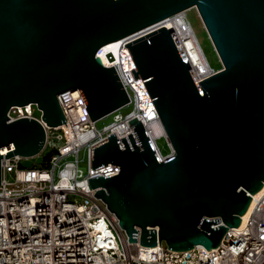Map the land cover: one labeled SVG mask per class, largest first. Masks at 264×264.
<instances>
[{
	"label": "water",
	"instance_id": "95a60500",
	"mask_svg": "<svg viewBox=\"0 0 264 264\" xmlns=\"http://www.w3.org/2000/svg\"><path fill=\"white\" fill-rule=\"evenodd\" d=\"M193 5L222 72L198 83L172 28L124 46L175 156L160 162L137 122L90 148L93 171L120 172L87 182L129 243L136 227L146 247H218L264 187V0H0V162L35 157L45 142L37 121L8 123L11 107L34 104L54 128L66 123L56 96L77 89L92 122L110 115L129 101L98 49Z\"/></svg>",
	"mask_w": 264,
	"mask_h": 264
},
{
	"label": "built area",
	"instance_id": "2783aa9c",
	"mask_svg": "<svg viewBox=\"0 0 264 264\" xmlns=\"http://www.w3.org/2000/svg\"><path fill=\"white\" fill-rule=\"evenodd\" d=\"M130 37L123 38L122 43L132 42ZM114 70L128 97L126 105L131 104L132 110L125 116L117 113L119 109L114 111L112 121L101 130H96L97 121H91L77 89L56 96L66 125L48 127L32 115L34 104L10 108L8 123L19 119L37 121L45 132L42 150L49 147L54 153L48 168L19 169L24 158L17 155L0 162V264H264V193L255 200L244 226L207 252L196 246L172 251L161 241L160 246L157 243L159 254L152 259L141 254L137 246L140 230L136 227L137 244L128 242L115 215L94 197L87 182L97 176L106 177L108 168H90V148L113 133L117 140L124 138L115 133L116 126L142 112L135 88L119 69ZM81 150L86 155L84 169L79 167ZM8 168L14 169L18 189H9L12 183L7 182L4 173ZM69 195L81 199L70 202Z\"/></svg>",
	"mask_w": 264,
	"mask_h": 264
},
{
	"label": "bare ground",
	"instance_id": "6f19581e",
	"mask_svg": "<svg viewBox=\"0 0 264 264\" xmlns=\"http://www.w3.org/2000/svg\"><path fill=\"white\" fill-rule=\"evenodd\" d=\"M159 28H172L182 45L188 63L190 64V69L196 76L198 83L222 72L225 69L208 33V30L201 18V15L195 5L180 11L178 14L173 15L162 22L154 24L148 29L139 32L137 35H132L130 39H134L145 33H151L158 30ZM121 40L122 39L102 46L96 53L104 68L113 67L116 70L119 69V73L125 79V81L130 83L135 88L137 92V98L139 99L138 107H140L142 112L138 114L134 113L132 117H129L128 122H123L120 125H117L115 128V133L119 137H125L127 136L126 134H131L130 127L134 126L137 122H140L144 127L147 138L149 139V142L155 151L157 159L160 162H164L175 156V150L168 138V135L155 110V107L149 97L141 77L137 76V79H134V75L131 71L134 72L136 67L128 49L124 48L125 45ZM1 160L5 161L7 159ZM107 167V170H105L106 177L120 172V169L117 167ZM263 193L264 187L258 194L254 196L250 195V199L252 200L251 204L247 206V213L243 217H240L242 222L237 230L244 226L248 216L252 211L255 200ZM148 229L150 230V228ZM155 230H157V228H155ZM226 232L227 234L225 237L223 236L221 240L223 242L227 241L233 230L228 228ZM137 246H140L141 254L147 255L152 259L156 258L159 254L158 244L153 247H146L140 245L139 243ZM131 248L133 249L132 246Z\"/></svg>",
	"mask_w": 264,
	"mask_h": 264
},
{
	"label": "rangeland",
	"instance_id": "374dc122",
	"mask_svg": "<svg viewBox=\"0 0 264 264\" xmlns=\"http://www.w3.org/2000/svg\"><path fill=\"white\" fill-rule=\"evenodd\" d=\"M131 110H132V105L129 104V105H126V106L122 107L121 109H119L117 113L121 114L122 116H125ZM10 114L12 116H15V111H11ZM32 115L36 118H41L42 112L40 110H38V108L36 106H33L32 107ZM112 119H113V115L111 114V115H108V116L98 120L95 123L96 130H101L105 125L109 124L112 121ZM53 153H54V150L50 149L49 147H46L42 150V152L39 155L32 157V158L22 159L19 162L18 167H19V169H32V168H42V167L48 168L51 166V165H49V159ZM78 159L80 161L79 167L82 169L86 168L87 163H86V155H85L84 150H81L79 152ZM4 173H5V179L7 180V182L12 183L9 186V189H18L19 185L14 183V175H15L14 169L8 168L5 170ZM55 174H56V171H55ZM80 199H81L80 197H76L73 195L68 196V201H70V202H75V201L78 202V201H80ZM162 245L164 247H166V244L164 241L162 242Z\"/></svg>",
	"mask_w": 264,
	"mask_h": 264
}]
</instances>
